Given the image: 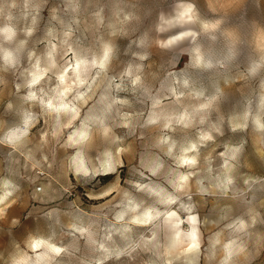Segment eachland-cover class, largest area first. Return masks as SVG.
<instances>
[{
    "label": "rangeland",
    "instance_id": "obj_1",
    "mask_svg": "<svg viewBox=\"0 0 264 264\" xmlns=\"http://www.w3.org/2000/svg\"><path fill=\"white\" fill-rule=\"evenodd\" d=\"M0 264H264V0H0Z\"/></svg>",
    "mask_w": 264,
    "mask_h": 264
},
{
    "label": "bare ground",
    "instance_id": "obj_2",
    "mask_svg": "<svg viewBox=\"0 0 264 264\" xmlns=\"http://www.w3.org/2000/svg\"><path fill=\"white\" fill-rule=\"evenodd\" d=\"M67 88V87H66ZM111 170V168H105V172H107V174H108V171H110ZM190 220V219H189ZM178 222V221H177ZM192 236V235H191ZM190 238V237H189ZM196 240V238H195V235H193L190 239H189V241L186 243V245H185V252L187 253V254H190V253H192V252H194L195 251V249H196V247H197V242L195 241Z\"/></svg>",
    "mask_w": 264,
    "mask_h": 264
}]
</instances>
